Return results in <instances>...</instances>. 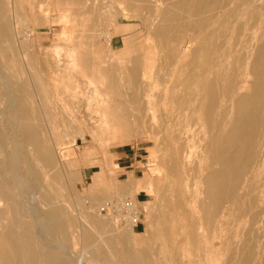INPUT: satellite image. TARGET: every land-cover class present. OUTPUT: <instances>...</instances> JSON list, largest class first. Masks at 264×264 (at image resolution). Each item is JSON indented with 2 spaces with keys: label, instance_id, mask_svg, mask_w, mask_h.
<instances>
[{
  "label": "rangeland",
  "instance_id": "rangeland-1",
  "mask_svg": "<svg viewBox=\"0 0 264 264\" xmlns=\"http://www.w3.org/2000/svg\"><path fill=\"white\" fill-rule=\"evenodd\" d=\"M5 1L9 5L8 9L11 11L10 12L7 9L8 12H6V15L8 17V20L11 16L9 22H10V27L12 29L11 30L12 32H11L10 40L8 42L7 41L6 42L1 41V45L4 46L5 52H7L9 55L4 52V56H1L3 60L0 57V76H2V77H0V139L4 136L5 150L7 151L9 156H7V154L5 152H3L1 147H0V161L2 160L1 163H4V162H5V164L8 163L6 165L7 170L10 171V174H12L9 177H12V176L14 177V178H12V179H14L12 184L16 188L15 193H14L16 198H14V199L17 200V201H15V200L11 201L12 202L10 204L11 206H10V208L8 207V210L11 209L8 211V213L11 211L10 212L11 214H9V215L13 216V211H12L13 205L19 204L21 206V212L19 213V218H21V219L25 218L22 221L30 222L32 220L31 219L32 214H34V213H32L33 212L32 209H33L35 212V222L34 223H36L35 225L37 226L36 232L41 234L42 235V236L40 235L41 237H43V236L45 237V239H43V241L47 242L50 240L49 242H47L49 244L52 242V244H50V245L46 243L47 246H46V244H44V249L45 250H52L53 247L55 246L54 249L56 251L57 249L61 250L59 247V246H61V248H64L63 250L67 253V256H69V254L73 255L74 259H76L81 264H96V263L97 264H107L106 258L104 257L105 256L104 253H105L107 247L109 249L112 241L114 243H112V247L109 249V251L112 249V251H110V252H113L112 253L113 263L112 264H116V263L120 264V261H122V263H123L124 259H125L124 251L127 248L134 247V246L138 249H142V250L146 251L148 258L145 259L144 264H148V263L149 264L150 263H153V264H159V263L160 264H170L171 263L172 264V262H173V264H177V262H178V264L179 263L180 264H230L231 260H232L231 264H233L234 261H235L234 264H237L240 262L239 260L241 259L243 251H244V249H243L244 243L243 242L247 241V239H250V238L253 242H255L254 243L256 245V247L254 245L255 252L259 253V249L257 251V248H259L260 245L262 244L260 242V239L264 241V239H262V238H264V236H263L264 234L262 235V232L264 233V230H263L264 227H262V229L260 230V232H259L260 235L259 234L256 235V233L254 234L259 238L258 239L253 234H251V236H250V234L247 233L248 232V221L241 222V225H239L242 227L241 228V227L237 226V224L235 225V223H234L235 221L233 222L232 219L230 220L229 218H227L226 223H225L226 225L224 224L223 227L225 228V226L230 225L231 231L229 230V232H228L227 229H229V227L227 226L224 230L227 231L228 234L229 233L230 234L228 235L224 231V233L226 235L224 236V233H223V234H221L223 236H221L219 233L220 229L218 227V223L215 220L213 222L211 221L212 223L207 222L206 220L204 221L205 218L203 217V214H201V212L198 211V204H199L198 201L200 200L199 199L200 195L198 192H199L200 186L198 185V181H197L198 179L196 178V176L195 177L193 176L196 174H192V173H193V169H194V172H196L195 166H196V163L198 162L197 160H199L197 156L199 155L198 151H200V146L198 144H200L199 140L203 134L200 132L201 134L198 133V135H196L197 137L195 136V139H194L195 145H196L195 147H197L198 149L195 147L191 148L192 151L195 150L197 152L196 153L194 151V153H193L191 151L192 158L195 159L192 162V158H191L190 159L191 163L188 165V168H190V169L193 167L191 169L192 170V173H191L190 169H187V164L185 162L183 164L181 154L179 153L177 155V152H176V150H178L177 148H180L179 146L182 142V136L183 135H181L180 132H181V130L183 131L182 127L184 126V124H183V126H181L184 118H182V116H175V112H176V115L179 112L177 110L178 105L176 103H177L178 96H181L183 93L182 87L179 86L180 87L179 90H177L178 87H176V90H175L176 92L175 91L173 92L171 89H169L171 83L168 79V75L170 76V69L172 68V65L167 64V61H168L167 59H169L168 58V49L166 48V46L164 44H162L165 46V49L162 50V48H164V46H162V45L160 46L161 43H160V41L157 40V36L155 35L156 34L155 26H154V29H152L151 27L148 26L149 25V23H148V25H146L147 27L150 28V29H148L146 26L143 25L145 16H147V17L151 16L150 19H152V17L154 18V16H155L154 14L153 15L152 14L149 15L150 13L144 14L145 11H143V9H141V7H139L138 10L135 9L132 11L129 8V6H128V9H124L122 6H120L118 4L117 0H113L114 8L112 9L113 11L109 12L111 14H109V13H103L102 15L95 14V13H97V9H95L96 11L94 13L91 12L92 14L90 13V16H89L88 15L89 14L88 13L89 5L91 6V3H93V2L88 0L90 2V4L88 3V5H86L87 1L82 0V3L80 2L78 5H74V6L71 5L73 7V8H71L72 12L71 11H69L68 13L65 12L70 19L69 21L71 22V23H68L69 22L67 20L68 18L66 19V18L61 17V13H64V11H61V12L58 11L57 12V8H58V4L56 2L57 0H44V1L43 0H34V1L33 0H29V1L28 0H20L21 3H23L24 1L26 2V3L24 2V4L26 6L24 4H21L22 5L21 8L17 7L19 1L18 2H16V0H5ZM45 2H46V4H45ZM241 2L242 1L238 0L237 3L241 4ZM47 3H48V5H47ZM52 3L55 5H53ZM98 3L100 4V1L97 2V4H95L96 7H99ZM34 5L35 6L39 5V6L34 7ZM76 6H79V7L77 8ZM84 6H86V7H84ZM27 7H28V11H27ZM41 7L44 9L43 10L44 12L41 10L42 9ZM46 7L47 8L49 7L48 10L51 9V11H53V10L54 11L53 12L48 11V10H46ZM36 8H38V9H36ZM85 8H87V10ZM29 9L32 13L29 11ZM82 9L85 13L82 11ZM16 10H18V11H16ZM19 10H21V11H19ZM59 10H61L60 7H59ZM114 10H115V12H114ZM237 10L235 12V13H237V14H235L236 16L233 17V15H232V17L230 18V22H228V25H229L228 27H230L231 30L227 31L226 38L222 37L220 40V42L223 43L222 48L226 49V53L230 54V55L226 54V56H227L226 61H227V63H229L228 65H230L231 63L236 64V65L242 64L245 61V58H244L245 55L244 54L242 55V53H244L243 51H245V52L246 51H250V52L253 51L254 52L257 45H259V43H260L259 37L261 36V33H262V28H260V26H263V25L262 24L260 25V23H259V15L260 14H259V12L257 13L258 8H257V10L254 9L253 13L248 12V14H246L244 16L238 15L241 11L240 7L237 8ZM75 11H77V12H75ZM80 11H82V12H80ZM138 11L139 12L141 11V12L138 13ZM55 12H57V13L55 14ZM13 14L15 16L14 17L15 20L13 19ZM252 14H253V16H252ZM95 15H97V16H95ZM18 17L21 19L23 18V19L21 21H19ZM77 17L79 18V21H78ZM236 17H238V18H236ZM111 18H112V20H108ZM74 19L76 21H74V23H73ZM85 19H87V21L83 22L82 20H85ZM115 20H117V21H115ZM231 20H232V22H231ZM13 21L17 25L11 23ZM17 21L20 22L21 26ZM80 21H82L83 24L80 23ZM96 22L97 23L99 22V25H97V24L95 25L94 23H96ZM140 22L143 24H141ZM148 22H150V21H148ZM22 23H23V25H22ZM104 23H106L105 24L106 26H103ZM79 24H81V27ZM253 24H254V26H253ZM140 25H142V26H140ZM249 25L251 26V28ZM248 26H249V29H246L245 27H248ZM15 27L18 30L15 29ZM94 27H97V28H94ZM85 28H86V30H85ZM87 28H89V30L91 32ZM98 28H100V32H99ZM95 29L98 31L95 32ZM153 31H155V32H153ZM13 32H15V35ZM106 32L111 34V45H109V43L106 42L107 41V38H106L107 33ZM243 32H245V34H243ZM250 32H252V33L250 34ZM17 33H19V34H17ZM133 33H134V35H133ZM88 34H89V36H88ZM99 34H100V36H98ZM246 34H248V35H246ZM85 36H87L88 39ZM91 36H93V38H91ZM131 36L133 39L131 38ZM103 37H105V38H103ZM152 37H153V39H152ZM17 38L19 41H17ZM74 38H75V40H74ZM89 38H91L92 40ZM254 38H258V40L255 41V40H253ZM79 39L81 41H79ZM135 39H137V40H135ZM14 40H16L18 43L16 41L14 42ZM89 40H91V41H89ZM247 41H249V42H247ZM224 42H226V43H224ZM3 43H5V44L3 45ZM83 43H84V46H82ZM155 43L159 47H157ZM17 44H18V46H17ZM187 44L189 46H187ZM190 44L191 43H188V41H186V43H183L180 46V50H184L185 48H189ZM195 44L197 45V43H195ZM195 44L191 46V47H193V48H191V52H190L191 54L193 53V49L196 48ZM245 46H246V48H245ZM249 46H251V47H249ZM8 47H9V49H8ZM55 47H57L58 49H54ZM91 47H92V49H91ZM243 47H244V49H242ZM237 48H239V49H237ZM248 48L250 50H248ZM52 49H53V51H52ZM236 49H237V51H236ZM90 50L93 52L92 53L88 52ZM161 50H162V52H159ZM165 50H166V52H165L166 55L164 53V55H165V57H164L163 52ZM233 50L235 51L234 53H233ZM72 51H74V54H75L74 58L79 59L78 61L80 63L83 62L82 60L85 61L86 59H87L88 63L89 62L91 63V65L89 64V67L87 66L88 67L87 74H88V71L91 72V73H89L90 76L88 75V77H90V78H88L86 76L87 74L80 73L78 69L71 70V72H70V69H69L70 67L68 66V64H69L70 60L72 59V56H71ZM82 51L84 53H82ZM9 52H11V53H9ZM80 52L82 54H80ZM57 53H60V54H57ZM28 54H29V56H28ZM90 54H92L93 58H91ZM191 54H189L187 57H185L183 60H181V62H184L187 58L188 59L185 62H187L189 59L191 60ZM84 55L86 57H84ZM157 55H158V57H157ZM11 56H12V58L15 56V58L19 62V66L21 65V67H22V68H20L18 66V68L16 69L18 74L15 71V69L11 68L10 65L8 66L9 63L7 61H9V58H11ZM111 56H113L114 59ZM28 57L31 58V60H33V61L32 62H31V60L29 61ZM241 57L244 58L243 59L244 61L242 60ZM20 58H22L21 59L22 61L20 60ZM106 59H109V60H106ZM112 59H113V61H112ZM195 59L198 60L197 58H195ZM67 60H69V62ZM97 60H100V61H98L99 64H98ZM20 61L22 64L20 63ZM103 61H105V62H103ZM238 61H239V63H238ZM50 62L52 63L51 65L48 64ZM107 62H109L110 64ZM100 63H102V66ZM122 63H124L126 65V67L124 66V64L122 67V65H121ZM97 64L102 68L110 66V65L113 67V69H114V67L115 68L118 67V69H114V70H116V72H115L116 73V75H115L116 81H118L119 83L120 82L122 83L126 80L125 82L127 84L126 85L125 83H122L123 86L125 87V89H124V87L122 88V86H121L122 89H120V91L121 92L123 91L122 94L120 91L116 92L113 89H110L108 87V79L102 76L103 74H102V72H100V69H99V71L97 70L99 68L96 66ZM156 64H157V66H156ZM27 65H29L30 68ZM65 65H67L66 70L64 67ZM93 65H95V66H93ZM145 65L149 67V72L145 75V77H143V74L140 72L142 71V69L144 68ZM162 65H163V67H162ZM134 66L137 69L139 68L138 69L139 75L137 76V78H139V79L134 80L136 88H135V90H131L128 88L129 84L127 83V78H125L126 77L125 75H126V71L128 69L130 70ZM6 67H9V68H6ZM90 67L92 69L95 67V70L90 69ZM124 67H125V69H124ZM19 68L23 69L24 71L21 72V70ZM126 68H128V69H126ZM140 68H142V69H140ZM160 68H162V69L164 68L163 71H162V69L160 70ZM9 69H11V71H13V72H11ZM33 69H34L35 75H38L37 73H39V71L41 72L40 73L41 75H38V76L39 77L42 76V77H40V79L43 81V83H45L44 84L45 87L49 90L44 89L45 90V91L43 90L44 92L41 90H40V92H39V90L37 91L38 88L34 82V74L32 73ZM61 69L63 72L61 71ZM120 71H122L121 74H120ZM66 72H67V74H69V72H70V76L67 75ZM76 72L79 75L81 74V76L83 75L82 77H84V78H81V76H78V74ZM55 73L57 75H55ZM166 73H168V75ZM21 74H23V75L21 76ZM165 74L167 75V77H165L166 76ZM178 74H180V73L178 72ZM43 75H44V77H43ZM95 76H97V78ZM120 76H122V77H120ZM162 76H164L165 78ZM140 77L143 78V80ZM67 78H69V79H67ZM31 79H33V80H31ZM44 79H45V82H44ZM75 79L76 80L78 79L81 82L78 80L76 81ZM86 79H87V81H86ZM106 79H107V82H106ZM145 79H146V81H145ZM163 79H165L167 81H165ZM90 80H92L94 84H92V83L90 84ZM100 80H101V83H99ZM102 80H103V82H102ZM137 80H138V82H137ZM147 80H149V81H147ZM29 81H31V82H29ZM95 81H97L99 84L96 83ZM104 81L107 84L104 83ZM70 82L71 83L73 82V83L71 84ZM77 82H78V84H77ZM87 82H89V83H87ZM164 82H166V83H164ZM85 83H87V85ZM155 83H157V84L155 85ZM26 84L28 86L27 89H25ZM29 84L30 85L32 84V85L29 86ZM47 84H48V86H46ZM70 84H71V86H70ZM100 84H102V85H100ZM103 84H104V86H103ZM82 85H86L87 87L82 86ZM141 85H142V87H141ZM166 85H167V87H165ZM152 86L156 89V91ZM98 87L102 88L101 89L102 92H101V94L99 93V95H98V92L100 91V88H98ZM105 87H106V89H104ZM138 87L140 89H137ZM141 88H145L143 93L141 92V90H142ZM23 89H25V90H23ZM79 89H80V93H79ZM123 89L125 91L127 90L126 91L127 93ZM153 89H154V92H153ZM32 90L34 92H36V93H34V95H33ZM50 90H53L54 93ZM128 90L129 91L131 90L130 92L133 94V96H130V95H132L131 93H130V95H127V94H129ZM136 90H137V92H139L138 93V95L140 94L139 96L136 95L137 93L134 92ZM138 90H140V91H138ZM149 91L151 93H154V94H152V95L151 94H148V95L145 94V93H150ZM158 91L160 92L159 93L160 95L158 94ZM161 91H162V94H161ZM21 92H22V94H21ZM172 92L175 95H173ZM78 93H79V96H78ZM90 93H92L91 96H90ZM20 94H21V96L23 95V97L26 100H24L23 97L19 96ZM31 94L33 96H31ZM42 94H43V96H42ZM45 94H46V97H44ZM70 94H71V96H70ZM105 94H107L108 96ZM134 94H135V96H134ZM141 94H142V96H141ZM164 94H166V95H164ZM26 95H29V97L32 99V103H30L31 100L28 96L26 97ZM48 95H50L52 97V98H50L52 100L49 101L48 97H50V96H48ZM104 95L106 98L107 97L109 98V96H110V98L112 97L111 99L110 98L109 99L107 98V99L109 100V102H111L113 104L110 103L108 105L109 102L104 97ZM112 95H114V96H112ZM18 96L21 97L23 100L21 101V99ZM40 96H41V98L44 97L45 100H42L40 98ZM97 96H98V98L99 97H101V98L98 99ZM102 96L106 99V101ZM140 96L142 98L145 96L144 98H146V99H144V98L141 99ZM157 96H159V97L161 96V97L158 98ZM126 97H127V99H126ZM132 97H134V99H137V100L134 101V99ZM135 97H139L140 100H139V98H135ZM148 97H149V99H148ZM46 98H48V103H45ZM116 98H118L117 99L118 101L116 100ZM124 98L128 101L124 100ZM129 98L132 99L134 102L132 100H129ZM14 99H15V101H14ZM100 99H101V101H100ZM150 99H151V102H150ZM155 99H158V100H155ZM159 100H161V101H159ZM174 100H176V101L174 102ZM138 101H140V102H138ZM18 102L19 103L23 102L25 105V108L31 107V106H29L30 104L31 105L33 104L34 106L32 105V107L29 108V110H27L28 109L27 108L26 110L28 112H26V110L24 109V111H23L24 113L21 114V113L17 112L18 111L17 109L19 107ZM35 102L37 103L38 106L35 105L36 104ZM38 102H40V104L41 103L42 104L39 105ZM101 102H102V104H101ZM136 102H137V105H135ZM172 102L175 104L172 105ZM61 103H62L63 107L60 106ZM131 103L135 107L138 106L137 108H135L133 106L134 111L131 110L133 108L132 105H130ZM138 103H140V105ZM164 103H165V106H164ZM44 104L45 105L47 104V105L45 106ZM141 105L146 107L144 109V111H143V109H142L143 107ZM54 106H56L55 109L52 108ZM99 106H101V107H99ZM104 106L106 108H104ZM110 106H111V108H110ZM126 106H127V108H126ZM168 106L169 107L172 106V108L170 107L168 109L167 108ZM116 107L117 108L120 107V108L117 109ZM139 107H140V110L142 111V114H141V111L138 110ZM61 108H64L63 109L64 111ZM159 108H161L160 111H159ZM175 108H176V110H175ZM44 109H47L48 113ZM106 109L108 110V113L118 111V113L123 114L122 116H124L123 117L124 119L123 118L120 119V124H119V121L118 122L116 121L114 123H118V124L113 126V127H117L116 129H118L119 132L115 128L111 127L113 125V122H112V125H109V126H106L102 123L101 117H100V115H101L100 112H102ZM109 109H113V110H109ZM115 109H116V111H115ZM39 110L41 112H39ZM42 110H43V114H42ZM120 110H121V112H119ZM135 110H136V112H135ZM171 110H172V112H171ZM29 111H31V113ZM123 111H125V112H123ZM155 111H158V112L154 113ZM75 112H77V113H75ZM161 112H163V113H161ZM17 113H19L20 115H18ZM56 114L58 116L61 115V117L59 116V119H58V116H57L55 119ZM132 114H134V115H132ZM136 114H137V116H136ZM148 114H150V117H151L150 119L148 117ZM160 114H161V116H160ZM166 114H168V115H166ZM29 115H31V117ZM173 115L175 117H178L177 118L178 121L182 119L181 124H180V121L178 122L179 126H178V124H176L177 121H175L176 118ZM17 116H25L26 117L25 123H29V125L32 124L31 127H33L35 129V131L37 132L38 138H39V146H40L39 151L31 143H20L19 142L17 144V146H15V144H14L15 132H13L14 131L13 125H15L14 119L15 118L17 119ZM32 116H33V118H32ZM158 116H159V118L160 117L161 118L159 119ZM28 117H30L29 120L27 119ZM162 117L164 118V121L161 122ZM192 117L187 119V121L188 120L190 121L192 119L190 121V123H193V122L198 123V121L195 120L196 118H194L195 116H192ZM71 118L73 120H71ZM7 119H8V121H6ZM31 119H32V121H31ZM137 119H138V122H136ZM170 119H171V121H170ZM129 120L131 121V123ZM133 120H134V122H133ZM53 121H55V122H53ZM185 121L186 120L184 119V122ZM168 122L170 124H172L173 128H175V129L170 127L171 126L170 124H169L170 126H168ZM173 122H176L175 126H174ZM80 123L82 125H79ZM166 123H167V126H166ZM34 124H36V125H34ZM119 125H120V128H122V129L118 128ZM138 125H139V127H138ZM9 126L11 127V129H9L10 128ZM38 126H39V128H38ZM165 126H166V128H165ZM104 127H105V130H102V129H104ZM123 127H125V128H123ZM133 127H135V129ZM136 127L139 128L140 130L136 129ZM140 127H142V128H140ZM110 128H112L113 131L116 130V133H118L119 136L116 134L115 135L111 134V133H113V131ZM176 128L178 129V131H179V129H181L180 132H178ZM80 129L82 132L80 131ZM84 129L86 130L85 132H84ZM157 129H159V130H157ZM170 129L171 130L173 129L174 132H176V134L173 132V130L171 131ZM124 130H125V133L127 135L124 132H122ZM141 130H142V132L140 133ZM147 130L150 134L147 132ZM168 130H170L169 131V132H171L170 134H169ZM197 130H199V129L197 128ZM104 131L106 133L108 131L109 133L106 134ZM133 131H134V133H133ZM137 132L139 133V135ZM144 132H145V134H144ZM151 132H152V134H151ZM172 132H173V134H172ZM44 133H46V134H44ZM121 133L123 134V136ZM179 133H180V135H179ZM109 134L112 135V137ZM47 135L50 138L49 137L45 138V137H47ZM82 135H83V138H82ZM113 136H114V139H113ZM164 136L166 139L164 138ZM180 136H181V139H179ZM160 137H162V138H160ZM167 138H169V139L172 138V140H174L173 141L174 143L172 144V141H170L171 139L167 140ZM41 139L45 140L46 142L45 141L42 142ZM50 139H51V141H50ZM82 139H84V140L82 141ZM10 140L13 142V145H12V142ZM52 140L54 141V143ZM176 140L179 141L178 142L179 144H177ZM47 141L50 145L47 144ZM43 143L45 146L43 145ZM158 143H160V144H158ZM164 144H166V146ZM174 144H177L178 146L177 145L174 146ZM27 145H29V147ZM13 146H15V148H16L15 150L18 151L16 154H15L16 151L13 152L14 151V149H12ZM154 146H156L157 148ZM164 146H165V148H164ZM35 150H36V152H35ZM158 151H160V152L158 153ZM167 151H168V153H167ZM174 152H176L175 153L176 156H175ZM10 153H12V154H10ZM46 153L51 154L53 156V159L56 162V164L60 165L59 169L61 168L60 172L62 173V175L59 174V176L61 175L60 177L62 179L60 177L59 178L58 177L53 178L51 175V170L46 166L40 165L41 163L39 162L38 157L40 154H46ZM166 153H167V155H166ZM195 153H196V156H195ZM170 154H172V155H170ZM162 155H164V156H162ZM11 156H12V158H11ZM165 156L168 159L165 160ZM17 158H20V159H17ZM171 158H172V160H171ZM11 160H12V163L14 162L13 164L11 163ZM15 160H16V162H15ZM167 160H168V163H167ZM173 160H176V163H175V161L173 162ZM180 160H181V162H179ZM17 161H19L18 162L19 165L15 164V163H17ZM164 161H165V163H164ZM25 162H26V164H25ZM171 163H173L172 165L174 167L171 165ZM36 164H37L38 168L36 167ZM166 164L168 166H166ZM10 165H12V166L14 165V167H12ZM170 165L173 168L169 167ZM178 165H179V168H177ZM29 168H30V170L32 168L35 172H37V174L40 173V174H38L40 176V178H39L40 181L38 183L39 185H37V187L38 186H40V187H38L39 189H37V187H36V189L39 193H41V194L43 193L44 195H47L48 197H50L49 199L52 202V204L56 208H58L57 210H58L59 216H60V218H61V220L65 226L64 234H60V233L54 231L53 228L51 227V225L47 224L44 221V219L40 217L41 215L39 214L40 211L38 209V206L36 204H34V206H33V204L30 203V200H28L27 198H23V197H25V195H24L25 193H23L24 190H22L23 188H21L20 185L19 186L16 185L17 182L15 181V177L17 175V176H19V178L18 177L17 178L19 179V182L22 184V187H23L24 180L26 181L29 178V173H30ZM102 168H103V170L105 169L104 170L105 173H104V171H102ZM170 168H172V169H170ZM100 169H101V171H100ZM11 170H12V172H11ZM17 170H18V172H17ZM13 171L16 175L15 174L13 175ZM173 171L177 172V173L175 172V176H173V174H174ZM96 174L99 176H97ZM105 174L108 176H105ZM20 175H22V176H20ZM186 176H188V177H186ZM20 177H22L21 180H20ZM94 177H96V178L94 179ZM191 177H193L194 180L193 179L190 180ZM44 178H46V179H44ZM180 178H183V179H180ZM107 179H108V181L106 182ZM189 180H190V182H189ZM103 181H105V182H103ZM44 182H46V184ZM179 182L181 184L183 183L182 186H180V187H179V184H180ZM40 183H42L43 186ZM190 185L191 186L193 185L192 186L193 190H192ZM44 186L45 187L47 186V188L45 189L46 192L43 190L45 188ZM41 187H43V189ZM174 187H175V189H174ZM194 187H196V188H194ZM197 188H198V190H197ZM154 189H155V191H154ZM194 189H195L196 193L194 192ZM118 190H119V192L117 193ZM41 191H43V192H41ZM186 191H188V192H186ZM116 193L118 194V196ZM175 194L177 196H175ZM17 195H18V197H17ZM122 195L124 197L129 196L133 202L135 200L134 203H136L135 205H136V207H138L137 212H138L139 217L134 222V227L131 226V223L128 220L130 218V216L132 215V213H130L131 211L130 212L127 211L126 210L127 207L123 208L124 206L122 204V200L118 199V197L120 198ZM174 196H175V198H174ZM192 196H193V198L194 197L195 198L193 199ZM123 198H121V199H123ZM176 198H178V199H176ZM197 198H198V200H197ZM174 199L176 202L174 201ZM119 202L123 207L120 206ZM177 202H178V204L180 203L179 206H178ZM183 206H184V208H183ZM179 207H180V209H179ZM0 208H4L3 201H0ZM175 208H176V210H175ZM185 208L187 209L186 213H185V211H186ZM178 209L180 212L178 211ZM191 209H192V211H191ZM129 210H130V208H129ZM92 212H94V213L92 214ZM178 212H179V214H178ZM14 213H15V211H14ZM128 213H130L129 214L130 216L128 215ZM192 213H193V215H192ZM117 214L118 215L120 214V216L117 217L118 216ZM162 214H163V216H162ZM28 215H29V218H28ZM87 215H88V217H87ZM92 215H94V218L97 217L101 221H103V223H104L103 228H99L98 226H96V224L92 221L93 220ZM188 216H191V217H189V219H188L187 218ZM8 217H10V216H8ZM78 217H79V219H78ZM116 217H117V219H116ZM160 217L161 218L163 217V218L161 219ZM178 217L179 218L181 217V218L179 219ZM124 218H126V219H124ZM195 218H196V220H195ZM29 219H31V220H29ZM86 219H87V221H86ZM89 219H90V221H89ZM177 219H179V220H177ZM228 221H230V223H232L233 226L235 225V227H233ZM2 222H3V220L0 218V228H1L0 230H2V232H3L4 229H2V227H3ZM84 222H87V223L85 225H83ZM192 222L195 223L194 224L195 228H196L195 233L197 234L196 235L197 238H194L192 240L197 241L196 245L194 244L195 241L193 242L191 240V238L188 237V234H185L189 230L190 224ZM42 223H43V225H42ZM185 223L187 225L189 224L188 226H186V228H188V230H186V228H185V225H186ZM200 223H201V225H200ZM215 223H216V225H215ZM128 224L130 226L129 229H128ZM88 225H89V227H88ZM160 225H161V227H160ZM90 226L94 229V231H93V229H91ZM131 227L133 228V230H131ZM215 227H218V228H215ZM83 228L87 229V230L90 228V232L93 233L92 238L88 241L87 244L83 243V241H82L81 236L83 234V230H84ZM96 228H98L97 231H96ZM231 228L233 230H235L237 228L236 230L239 232V233L237 232V238L236 237L233 238V230ZM2 232L0 231V233H2ZM96 232H97V235L95 234ZM100 232L102 234H100ZM123 232L126 234H124ZM241 232H243L242 235H241ZM209 233H211V234H209ZM98 234L100 235L99 238L101 239V241H100V239H98V236H99ZM102 235H104V236H102ZM124 235H126L128 237V239ZM245 235H249L248 238ZM49 236H50V238H49ZM199 236L201 239L199 238ZM241 236L242 237L245 236V237L241 238ZM124 237L126 240H124ZM155 237H156V239H155ZM225 237H229L230 240L228 239V243L229 242L232 243V241H233L232 246L235 244V245H237L238 249H236L237 248L236 246H233L235 248L234 249L230 243H229L230 247L228 246L229 248H226V249L221 248V246H220L221 245L220 242H222L221 238H223L222 243H225L226 242ZM178 238L183 243L181 241H177ZM218 238H220V239H218ZM256 238H257V240H259L258 242L261 244L256 242L257 241ZM115 239L117 242L115 241ZM117 239H119V240H117ZM129 239L132 242V244L130 243ZM166 239H167V241H166ZM206 239H208V242L206 241ZM240 239H243L244 241L242 242V240H240ZM37 240L40 241L41 239L39 240V237H38ZM102 240H103V242H105L106 245L102 242ZM109 240H110V242H109ZM216 240H218V241H216ZM236 241L238 242V244ZM127 242H129V243H127ZM145 242H146V247L144 245ZM190 242H192L194 244V246ZM213 242H214V246H213ZM149 243H151V245ZM256 243H258L259 246ZM103 244L105 245V247ZM149 245L151 246V253H152V249H153V252H155L158 256H156L155 253H153V254L150 253L151 256H150V254H148L150 252V246ZM263 245H264V242L261 245L260 254H256L254 252V254H255L254 260L255 261H256L257 257H259V259H260V255H262L261 257L263 259L262 258H261V260L257 259V261L260 264L264 263V255H263L264 252H262V249L264 251V247H262ZM147 246H149L148 247L149 250L146 249ZM200 246H202V248H201L202 250L200 249L201 251L199 250ZM47 247H49V248H47ZM92 247L94 249H92ZM191 247L193 250L191 249ZM240 247H242V249ZM232 248H233V251H232ZM54 249H53V251H54ZM120 249L122 251H120ZM217 249L219 250L220 253H218ZM237 250H239L238 253H237ZM90 251H92V253ZM96 251H98V252H96ZM117 251H118V253H117ZM240 251H242V252H240ZM88 252H90V253H88ZM223 252H224V255H223ZM82 253H84V254H82ZM121 253L124 255V257ZM225 253H227V254H225ZM228 253L231 256H227V255H229ZM102 254L104 256H102ZM117 254H119V255H117ZM235 254H237L238 258H236ZM240 254H241V256H238ZM85 255H87V256H85ZM92 256H93L94 260H93ZM103 257L105 258V260ZM116 257H118L120 260ZM173 257L177 260H175ZM225 257H227V258H225ZM232 257H233V259H232ZM78 258H80V259H78ZM228 259H229V261H228ZM156 260L157 261L159 260V261L157 262ZM166 260H167V262H166ZM211 260H212V262H211ZM237 260H238V262H237ZM257 261L255 262L256 264L258 263ZM114 262H116V263H114Z\"/></svg>",
  "mask_w": 264,
  "mask_h": 264
},
{
  "label": "bare ground",
  "instance_id": "bare-ground-1",
  "mask_svg": "<svg viewBox=\"0 0 264 264\" xmlns=\"http://www.w3.org/2000/svg\"><path fill=\"white\" fill-rule=\"evenodd\" d=\"M18 5L17 7L18 8H21V4H24L20 2V0H16V2H18ZM29 1V0H28ZM34 1V0H33ZM44 1V0H43ZM87 1L86 2V5H88V3L90 4L89 1H92L93 3H91V6L89 5V9H88V15L90 16V13L91 12H95L97 9V13L95 14H99V15H102L103 13H109L110 11H113L112 9L114 8V4H113V0H99L100 1V4H99V7H96L95 4H97V2H99L98 0H85ZM118 1V4L120 6H122L124 9H128V6L129 8L132 10H138L139 7H141V9H143L144 14L145 13H150L149 15H155L154 18L152 17V19H150L151 16H145L144 18V26L148 25L149 23V27H151L152 29H154V26L156 28V36H157V40L160 41V46L162 44H164L166 46V48L168 49V58L167 59V64L169 65H172V68L170 69V76L168 75V73H166L168 75V79L171 83L169 89H171L173 92L176 90V87H178L177 90H179V86L182 87V95L181 96H178V99H177V105H178V114L176 115V112H175V116H182V118H184L186 121V123L184 122V119H183V122L181 120L180 121V124L182 122V125L184 124V126L182 127L183 128V131L181 129H177L178 132H180L181 130V135L182 136V142L180 144V148H177L178 150H176L177 152V155L180 153L181 154V157H182V162L184 164V162L187 164V169H190L188 168V165L191 163L190 159L192 158V153H191V148L192 147H195V136L198 135V133H202V137L200 138V144H198L200 146V151H198L199 155L197 156L199 160H197L198 162L196 163V172H194V169H193V173H192V168L190 169V172L192 174H196V175H193L194 177L196 176V178L198 179V185L200 186L199 187V204H198V211L201 212V214H203V217L205 218L204 221L206 220L207 222H213L214 220L218 223V227L220 229L219 233L220 235L224 233V229L228 226H225V228L223 227V225L226 223V219L229 218L230 220L232 219V221L235 223V225L237 224V226L241 225V222L243 221H248V232L251 236V234H259L260 235V230L262 229V227H264V0H240L242 1L241 4H238V0H117ZM14 2V1H13ZM42 2V1H41ZM57 4H58V8H57V12H61V11H64V13H61V17L63 18H68L67 20L69 21V17L68 15L65 13V12H69L71 11V8H73L72 6L74 5H78L80 2L82 3V0H57L56 1ZM26 3V2H25ZM43 3V2H42ZM55 3V2H54ZM84 3V2H83ZM115 3V2H114ZM29 4V3H28ZM31 4V3H30ZM35 4V3H34ZM46 4V2H45ZM44 4V5H45ZM53 4V3H52ZM25 5V4H24ZM32 5V4H31ZM48 5V3H47ZM55 5V4H53ZM72 5V6H71ZM84 5V4H83ZM26 6V5H25ZM39 6V5H37ZM34 5V7H37ZM43 6V5H42ZM59 7L61 10H59ZM77 8L79 6H76ZM86 7V6H84ZM118 7V6H117ZM240 7V13L238 15H241V16H244L246 14L249 13H253L254 9L257 10L258 8V11L257 13L259 12V23L260 25L262 24L263 26H260V28H262V33H261V36L259 37L260 39V43L259 45H257L255 51L253 52H250V51H243L244 53H242V55L244 54V58H245V61L243 60L244 58H242V60L244 61L242 64H230L228 65L229 63H227L226 61V54L230 55L229 53H226V49L222 48V42H220L221 38L222 37H225L226 38V33L227 31L231 30L230 27H228V22H230V18L234 16H236L235 13L237 8ZM9 5L6 3L5 0H0V57L1 56H4V52H5V49H4V46L1 45V41H9L10 40V37H11V27H10V18L8 20V17L6 15V12L10 11L9 9ZM42 8V7H41ZM45 8V7H44ZM49 8V7H48ZM48 8L46 7V10H48ZM56 8V7H55ZM8 9V11H7ZM15 9V8H14ZM38 9V8H36ZM87 10V8H85ZM118 9V8H117ZM42 11L44 10L43 8L41 9ZM81 10V9H80ZM18 11V10H16ZM21 11V10H19ZM27 11H28V7H27ZM30 11V9H29ZM48 11H51L48 10ZM54 11V10H53ZM51 11V12H53ZM56 11V10H55ZM78 11V10H77ZM75 11V12H77ZM83 11V9H82ZM80 11V12H82ZM102 11V12H101ZM238 11V10H237ZM11 12V11H10ZM31 12V11H30ZM40 12V11H39ZM44 12V11H43ZM55 12V14L57 13ZM72 12V11H71ZM84 12V11H83ZM99 12V13H98ZM115 12V10H114ZM135 12V11H134ZM141 12V11H140ZM138 11V13H140ZM239 12V11H238ZM256 12V11H255ZM13 13V12H12ZM32 13V12H31ZM42 13V12H41ZM85 13V12H84ZM83 13V14H84ZM8 14V13H7ZM11 14V13H10ZM22 14V13H21ZM52 14V13H51ZM50 14V15H51ZM92 14V13H91ZM111 14V13H109ZM143 14V15H144ZM256 14V13H255ZM12 15V14H11ZM43 15V14H42ZM49 15V14H48ZM85 15V14H84ZM139 15V14H138ZM9 16V15H8ZM34 16V15H33ZM45 16V15H44ZM67 16V17H66ZM97 16V15H95ZM113 16V15H112ZM253 16V14H252ZM14 14H13V19L15 20L14 18ZM49 17V16H48ZM76 17V16H75ZM132 17V16H131ZM248 17V16H247ZM19 18V17H18ZM59 18V17H58ZM71 18V17H70ZM78 18V17H77ZM85 18V17H84ZM83 18V19H84ZM92 18V17H91ZM95 18V17H94ZM107 18V17H106ZM105 18V19H106ZM109 18V17H108ZM135 18V17H134ZM238 18V17H236ZM252 18V17H251ZM254 18V17H253ZM23 19V18H22ZM21 18H19L18 20L21 21L22 20ZM26 19V18H25ZM45 19V18H44ZM72 19V18H71ZM99 19V18H98ZM12 20V19H11ZM30 20V19H29ZM32 20V19H31ZM34 20V19H33ZM108 20H112L111 19H108ZM143 20V19H142ZM248 20V19H247ZM246 20V21H247ZM256 20V19H255ZM35 21V20H34ZM74 21H76L75 19L73 20V23ZM78 21H79V18H78ZM83 22L84 21H87V19L85 20H82ZM80 21V23L83 24V22ZM117 21V20H115ZM150 21V22H148ZM18 22V21H17ZM44 22V21H43ZM89 22V21H88ZM91 22V21H90ZM232 22V20H231ZM13 24H16L14 21L11 22ZM20 24V22H18ZM37 23V22H36ZM68 23H71L70 21ZM109 23V22H108ZM118 23V22H117ZM18 24V25H19ZM34 24V23H33ZM93 24V23H92ZM95 25H99V22L97 23H94ZM93 24V25H94ZM106 23L103 24V26H106L105 25ZM116 24V23H115ZM17 25V24H16ZM23 25V23H22ZM38 25V24H37ZM78 25V24H77ZM80 27H81V24H79ZM92 25V26H93ZM256 25V24H255ZM21 26V24H20ZM35 26V25H34ZM39 26V25H38ZM142 26V25H140ZM244 26V25H243ZM250 26V25H249ZM249 26L248 27H245L246 29H249ZM254 26V24H253ZM252 26V27H253ZM13 27V26H12ZM18 27V26H17ZM79 27V26H78ZM99 27V26H98ZM147 27V26H146ZM149 27H147L148 29H150ZM256 27V26H255ZM19 28V27H18ZM25 28V27H24ZM92 28V27H91ZM94 28H97V27H94ZM107 28V27H106ZM144 28V27H143ZM142 28V29H143ZM232 28V27H231ZM251 28V26H250ZM15 29H17L15 27ZM23 29V28H22ZM89 30V28H87ZM99 29V32H100V28ZM105 29V28H104ZM147 29V30H148ZM257 29V28H256ZM18 30V29H17ZM16 30V31H17ZM84 30V29H83ZM86 30V28H85ZM103 30V29H102ZM106 30V29H105ZM104 30V31H105ZM139 30V29H138ZM80 31V30H79ZM90 31V30H89ZM93 31V30H92ZM98 31L95 29V32ZM107 31V30H106ZM134 31V30H133ZM132 31V32H133ZM153 31V32H155ZM233 31V30H232ZM249 31V30H248ZM251 31V30H250ZM75 32V31H74ZM85 32V31H84ZM91 32V31H90ZM94 32V33H95ZM103 32V31H102ZM146 32V31H145ZM254 32V31H253ZM14 35H15V32H13ZM107 33V32H106ZM151 33V32H150ZM252 32H250L251 34ZM19 34V33H17ZM83 34V33H82ZM91 34V33H90ZM97 34V33H96ZM95 34V35H96ZM235 34V33H234ZM243 34H245V32H243ZM24 35V34H23ZM93 35V34H92ZM134 35V33H133ZM248 35V34H246ZM19 36V35H18ZM26 36V35H25ZM89 36V34H88ZM97 36V35H96ZM100 36V34L98 35ZM153 36V35H152ZM240 36V35H239ZM238 36V37H239ZM254 36V35H253ZM75 37V36H74ZM79 37V36H78ZM77 37V38H78ZM87 38V36H85ZM135 37V36H134ZM76 38V37H75ZM74 38V40H75ZM85 38V39H86ZM91 38H93V36H91ZM89 38V39H91ZM105 38V37H103ZM107 41L109 43V45H111V34L110 33H107ZM132 38V36H131ZM250 38V37H249ZM252 38V37H251ZM88 39V38H87ZM133 39V38H132ZM153 39V37H152ZM25 40V39H24ZM78 40V39H77ZM92 40V39H91ZM89 40V41H91ZM131 40V39H130ZM137 40V39H135ZM156 40V41H157ZM253 40H258V38H254ZM16 40H14L15 42ZM17 41L18 38H17ZM16 41V42H17ZM79 41H81L79 39ZM154 41V40H153ZM186 41H188V43H191L190 44V47L189 48H185L184 50H180V46L183 44V43H186ZM77 42V41H76ZM229 42V41H228ZM241 42V41H240ZM249 42V41H247ZM18 43V42H17ZM107 43V44H108ZM159 43V42H158ZM197 43V45L195 44ZM226 43V42H224ZM5 43H3L4 45ZM156 44V43H155ZM196 45V48L193 49V55L190 53L191 52V47L192 45ZM245 44V43H244ZM250 44V43H249ZM255 44V43H254ZM257 44V43H256ZM159 45V44H158ZM162 45V46H164ZM18 46V44H17ZM84 46V43L83 45ZM108 46V45H107ZM157 46V44H156ZM165 46L164 48H162V50L165 49ZM185 46V45H184ZM187 46H189L187 44ZM244 46V45H243ZM20 47V46H19ZM76 47V46H75ZM109 47V46H108ZM159 47V46H157ZM238 47V46H237ZM251 47V46H249ZM77 48V47H76ZM212 48V49H211ZM227 48V47H226ZM246 48V46H245ZM7 49V48H6ZM9 49V47H8ZM54 49H58L57 47H55ZM70 49V48H69ZM92 49V47H91ZM97 49V48H96ZM109 49V48H108ZM160 49V48H159ZM239 49V48H237ZM236 49V51H237ZM244 49V47L242 48ZM18 50V49H17ZM16 50V51H17ZM21 50V49H20ZM25 50V49H24ZM113 50V49H112ZM159 51V52H162ZM235 50V49H234ZM233 50V53L235 52ZM248 50H250L248 48ZM10 51V50H9ZM39 51V50H38ZM53 51V49H52ZM95 51V50H94ZM158 51V50H157ZM26 52V51H25ZM59 52V51H58ZM87 52V51H86ZM90 53H92L93 51H88ZM166 52V50L163 52V55L164 53ZM242 52V51H241ZM7 53V52H5ZM11 53V52H9ZM18 53V52H17ZM82 53H84L82 51ZM80 52V54H82ZM8 54V53H7ZM22 54V53H21ZM20 54V55H21ZM27 54V53H26ZM57 54H60V53H57ZM86 54V53H85ZM110 54V53H109ZM159 54V53H158ZM189 54H191V60L189 59L187 62H181V60H183L185 57H187ZM9 55V54H8ZM12 55V54H11ZM19 55V54H18ZM74 51L71 52V56H72V59L70 60H67L69 62L68 66L70 67V72L71 70H76L78 69L80 73L82 74H87V69L89 67V64L91 65V63L87 61V59L84 61L82 60L83 62L80 63L78 60L79 59H75L74 58ZM91 55V58L92 57V54ZM160 55V54H159ZM162 55V56H163ZM166 55V53H165ZM164 55V57H165ZM239 55V54H238ZM29 56V54H28ZM78 56V55H77ZM88 56V55H87ZM94 56V55H93ZM130 56V55H129ZM234 56V55H233ZM84 57H86L84 55ZM113 57V56H111ZM116 57V56H115ZM158 57V55H157ZM229 57V56H228ZM29 58V57H28ZM55 58V57H54ZM95 58V57H94ZM109 58V57H108ZM124 58V57H123ZM126 58V57H125ZM130 58V57H129ZM161 58V57H160ZM190 58V57H189ZM195 58H197L198 60H196ZM230 58V57H229ZM240 58V59H241ZM2 59V57H1ZM6 59V58H5ZM22 58H20L21 60ZM33 59V58H32ZM114 59V57H113ZM112 59V61H113ZM117 59V58H116ZM165 59V58H164ZM238 59V58H237ZM236 59V60H237ZM239 59V60H240ZM3 60V59H2ZM31 60V58H29V61ZM52 60V59H51ZM58 60V59H57ZM106 60H109V59H106ZM123 60V59H122ZM143 60V59H142ZM22 61V60H21ZM20 61V63H21ZM28 61V62H29ZM33 60H31L32 62ZM100 61V60H97V62ZM163 61V60H162ZM229 61V60H228ZM6 62V61H5ZM8 63V66L10 65L11 68L15 69V71L17 72V68L19 66V62L18 60L15 58V56L12 58H9V61H7ZM48 62V61H47ZM67 62V63H68ZM85 62V63H84ZM105 62V61H103ZM147 62V61H146ZM109 63V62H107ZM106 63V64H107ZM112 63V62H111ZM158 63V62H157ZM239 63V61H238ZM22 64V63H21ZM25 64V63H24ZM28 64V63H27ZM48 64H52L51 62L48 63ZM99 64V62H98ZM96 65L97 67H99L97 70L99 71L100 69V72H102V76L107 78L108 79V87L110 89H113L114 91L116 92H119L120 89H122L124 86L122 83H125L126 84V80L124 82H118L116 81V70L114 69H118V67H113L110 65V66H107V67H100L99 65ZM101 66H102V63H100ZM110 64V63H109ZM114 64V63H113ZM123 64L122 63V67H123ZM159 64V63H158ZM163 64V63H162ZM166 64V65H167ZM34 65V64H33ZM165 65V66H166ZM24 66V65H23ZM29 66V65H27ZM54 66V65H53ZM88 66V67H87ZM95 66V65H93ZM115 66V65H114ZM120 66V65H119ZM124 66L126 67V65L124 64ZM131 66V65H130ZM143 66V65H142ZM150 66V65H149ZM157 66V64H156ZM20 68L21 65L19 66ZM25 67V66H24ZM23 67V68H24ZM33 67V66H32ZM52 67V66H51ZM61 67V66H60ZM65 67V70L67 68V65L64 66ZM79 67V68H78ZM96 67V68H97ZM121 67V66H120ZM124 67V69H125ZM163 67V65H162ZM4 68V67H3ZM6 68H9V67H6ZM19 68V69H20ZM30 68V66H29ZM34 68V67H33ZM62 68V67H61ZM155 68V67H154ZM32 69V68H31ZM63 69V68H62ZM61 69V71H62ZM68 69V70H69ZM90 69H92L90 67ZM89 69V70H90ZM95 70V67L93 68ZM92 69V70H93ZM128 69V68H126ZM139 69V68H138ZM135 66L133 68H131L130 70L128 69L126 71V77L127 78V83L129 84L128 85V88L131 89V90H135L136 86H135V83H134V80L135 79H139L137 78V76L139 75V70H138ZM142 69V68H140ZM156 69V68H155ZM162 68H160L161 70ZM164 69V68H163ZM162 69V71H163ZM11 71V69H9ZM21 72L24 71L23 69H20ZM19 70V71H20ZM102 70V71H101ZM32 71V70H31ZM55 71V70H54ZM53 71V72H54ZM161 71V72H162ZM166 71V70H165ZM13 72V71H11ZM20 72V73H21ZM27 72V71H26ZM38 72V71H37ZM63 72V71H62ZM70 72L69 74H66L70 76ZM95 72V71H94ZM122 71H120V74H121ZM124 72V71H123ZM149 72V67L148 66H144V68L142 69V71L140 73L143 74V77H145V75ZM167 72V71H166ZM178 72L180 74H178ZM4 73V72H3ZM34 74V69H33V72ZM41 72L39 71V73H37L38 75H41L40 74ZM77 73V72H76ZM89 72L88 71V74L86 75L88 77L89 75ZM154 73V72H153ZM164 73V72H163ZM6 74V73H5ZM18 74V72H17ZM54 74V73H53ZM59 74V73H58ZM78 74V73H77ZM95 74V73H94ZM155 74V73H154ZM162 74V73H161ZM165 74V75H166ZM23 74H21L22 76ZM38 75H35L34 74V82L37 86V91L40 90L43 91L44 89L45 90H49L45 87V83H43V81L40 79V77L42 76H38ZM55 75H57L55 73ZM62 75V74H61ZM75 75V74H74ZM101 75V74H100ZM159 75V74H158ZM167 75L165 77H167ZM27 76V75H26ZM54 76V75H53ZM78 76H81V74ZM83 76V75H82ZM81 78H84L82 77ZM90 76V75H89ZM98 76V75H97ZM97 76H95L97 78ZM119 76V75H118ZM123 76V75H122ZM120 76V77H122ZM141 76V75H140ZM2 77V76H0ZM44 77V75H43ZM68 77V76H67ZM74 77V76H73ZM142 77V76H141ZM140 77V78H141ZM154 77V76H153ZM164 77V76H162ZM164 77V78H165ZM63 78V77H62ZM72 78V77H71ZM75 78V77H74ZM90 78V77H88ZM93 78V77H92ZM160 78V77H159ZM20 79V78H19ZM30 79V78H29ZM28 79V80H29ZM60 79V78H59ZM69 79V78H67ZM73 79V78H72ZM107 79H106V82H107ZM143 80V78H141ZM161 79V78H160ZM159 79V80H160ZM2 80V79H1ZM8 80V79H7ZM33 80V79H31ZM76 80V79H75ZM74 80V81H75ZM78 80V79H77ZM76 80V81H77ZM152 80V79H151ZM158 80V81H159ZM165 80V79H163ZM4 81V80H3ZM20 81V80H19ZM68 81V80H67ZM80 81V80H78ZM87 81V79H86ZM99 81V80H98ZM146 81V79H145ZM149 81V80H147ZM155 81V80H154ZM153 81V82H154ZM167 81V80H165ZM31 82V81H29ZM44 82H45V79H44ZM81 82V81H80ZM85 82V81H84ZM96 83H98L97 81H95ZM103 82V80H102ZM104 81V83H106ZM138 82V80H137ZM136 82V83H137ZM140 82V81H139ZM144 82V81H143ZM161 82V81H160ZM48 83V82H47ZM71 83V82H70ZM73 83V82H72ZM71 83V84H72ZM89 83V82H87ZM87 83H85L87 85ZM94 84L92 80H90V84ZM101 83V80L100 82ZM98 83V84H99ZM145 83V82H144ZM150 83V82H149ZM166 83V82H164ZM70 84V86H71ZM78 84V82H77ZM107 84V83H106ZM142 84V83H141ZM147 84V83H146ZM157 83H155L156 85ZM163 84V83H162ZM32 85V84H31ZM29 84V86H31ZM81 85V84H80ZM86 85H82V86H86ZM102 85V84H100ZM127 85V84H126ZM149 85V84H148ZM151 85V84H150ZM153 85V84H152ZM159 85V84H158ZM48 86V84L46 85ZM104 86V84H103ZM107 86V85H106ZM122 86V88H121ZM139 86V85H138ZM145 86V85H144ZM154 86V85H153ZM152 86V87H153ZM163 86V85H162ZM161 86V87H162ZM27 84L25 85V89H27ZM45 87V88H44ZM87 87V86H86ZM92 87V86H91ZM127 87V86H126ZM142 87V85H141ZM150 87V86H149ZM167 87V85L165 86ZM35 88V87H34ZM78 88V87H77ZM90 88V87H89ZM100 88V87H98ZM154 88V87H153ZM158 88V87H157ZM164 88V87H163ZM23 89V90H25ZM58 89V88H57ZM101 89L100 88V91L98 92V95L99 93L101 94ZM106 89V87L104 88ZM108 89V88H107ZM125 89V87H124ZM123 89V90H124ZM137 89H140L139 87ZM141 92L143 93L144 92V89L145 88H141ZM155 89V88H154ZM154 89H153V92H154ZM168 89V88H167ZM34 90V89H33ZM32 90V91H33ZM44 90V91H45ZM73 90V89H72ZM92 90V89H91ZM130 90V91H131ZM149 90V89H148ZM147 90V91H148ZM8 91V90H7ZM29 91V90H28ZM27 91V92H28ZM35 91V90H34ZM33 91V95L34 92ZM43 91V92H44ZM53 92V90H50ZM77 91V90H76ZM112 91V90H111ZM125 91V90H124ZM127 91V90H126ZM125 91V92H126ZM129 91V90H128ZM129 91V94L127 95H130V92ZM140 91V90H138ZM156 91V89H155ZM49 92V91H48ZM47 92V93H48ZM92 92V91H91ZM121 92V91H120ZM123 92V91H122ZM121 92V94H122ZM133 92V91H132ZM135 93H137L136 95H138L139 92L134 91ZM133 92V93H134ZM140 92V93H141ZM146 92V91H145ZM150 92V91H149ZM172 92V93H173ZM176 92V91H175ZM11 93V92H10ZM29 93V92H28ZM32 93V92H31ZM54 93V92H53ZM75 93V92H74ZM79 93H80V89H79ZM79 93H78V96H79ZM127 93V92H126ZM160 92L158 91V94ZM22 94V92H21ZM21 94L19 96H21ZM26 94V93H25ZM39 94V93H38ZM50 94V93H49ZM73 94V93H72ZM92 93H90V96H91ZM96 94V93H95ZM103 94V93H102ZM132 94V93H131ZM145 94H154V93H145ZM157 94V93H156ZM155 94V95H156ZM161 94H162V91H161ZM31 94V96H33ZM36 95V94H35ZM75 95V94H74ZM107 95V94H105ZM104 95V97H105ZM140 95V94H139ZM138 95V96H139ZM160 95V94H159ZM166 95V94H164ZM173 95H175L173 93ZM18 96V97H19ZM29 97V95H26V97ZM43 96V94H42ZM50 96V95H48ZM47 96V97H48ZM71 96V94H70ZM76 96V95H75ZM89 96V97H90ZM93 96V95H92ZM108 96V95H107ZM114 96V95H112ZM130 96H133L130 95ZM135 96V94H134ZM142 96V94H141ZM140 96V97H141ZM23 97V95L21 96ZM19 97L21 99V101L24 99L26 100L24 97L23 99ZM37 97V96H36ZM39 97V96H38ZM44 97H46V94L44 95ZM40 96V98L42 100H45V98ZM103 97V96H102ZM103 97V98H104ZM125 97V96H124ZM145 97V96H144ZM143 97V98H144ZM158 98H160L159 96H157ZM173 97V96H172ZM171 97V98H172ZM30 98V97H29ZM33 98V97H32ZM49 98V101L52 100L50 98H52L51 96L48 97ZM48 98H46V101L45 103H48ZM78 98V97H77ZM98 98V96H97ZM101 98V97H99ZM98 98V99H99ZM102 98V99H103ZM106 98V97H105ZM104 98V99H105ZM108 98V97H107ZM106 98V99H107ZM110 98V96H109ZM108 98V99H109ZM112 98V97H111ZM110 98V99H111ZM131 98V97H130ZM129 100H132L130 99ZM134 99V97H132ZM135 98H139V97H135ZM141 97V99H143ZM105 99V101H106ZM107 99V101L109 102V100ZM118 98H116L117 100ZM127 99V97H126ZM124 98V100H126ZM146 99V98H144ZM149 99V97H148ZM29 100V99H28ZM31 102L32 103V99L30 98ZM35 100V99H34ZM86 100V99H85ZM123 100V99H122ZM137 99H134V101H136ZM140 100V98H139ZM155 100H158V99H155ZM15 101V99H14ZM99 101V100H98ZM101 101V99H100ZM104 101V100H103ZM102 101V102H103ZM111 101V100H110ZM118 101V100H117ZM128 101V100H126ZM133 101V100H132ZM133 101V102H134ZM144 101V100H143ZM148 101V100H147ZM161 101V100H159ZM169 101V100H168ZM176 100H174L175 102ZM29 102V101H28ZM42 102V101H41ZM63 102V101H62ZM101 102V104H102ZM132 102V103H133ZM140 102V101H138ZM150 102H151V99H150ZM156 102V101H155ZM158 102V101H157ZM19 103V102H18ZM34 103V102H33ZM36 103V102H35ZM39 105L40 102H38ZM53 103V102H52ZM111 102L108 103V105L110 104ZM126 103V102H125ZM128 103V102H127ZM130 104L132 105V107L134 106L133 104ZM142 103V102H141ZM160 103V102H159ZM13 104V103H12ZM23 104V105H22ZM27 104V103H26ZM50 104V103H49ZM56 104V103H55ZM58 104V103H57ZM104 104V103H103ZM106 104V103H105ZM113 104V103H111ZM140 105V103H138ZM170 104V103H169ZM175 104L172 102V105ZM33 105V104H32ZM32 105L30 104L29 106L32 107ZM37 105V103L35 104ZM45 105V104H44ZM47 105V104H46ZM45 105V106H46ZM52 105V104H51ZM137 105V102L136 104ZM144 105V104H143ZM141 105L143 108V111L144 109L146 108L145 106ZM5 106V105H4ZM18 106V105H17ZM28 106V105H27ZM26 106V107H27ZM34 106V105H33ZM38 106V105H37ZM58 106V105H57ZM60 106L63 107L62 103L60 104ZM66 106V105H65ZM103 106V105H102ZM116 106V105H115ZM140 106V107H141ZM163 106V105H162ZM164 106H165V103H164ZM176 106V105H175ZM6 107V106H5ZM24 107V108H23ZM29 107V108H31ZM41 107V106H40ZM56 106L52 107L55 109ZM68 107V106H67ZM101 107V106H99ZM108 107V106H107ZM135 107V106H134ZM134 107L131 109L134 111ZM138 107V106H137ZM135 107V108H137ZM140 107H139V111L140 110ZM172 108V106H170ZM169 106L167 107L168 109L170 108ZM14 108V107H13ZM12 108V109H13ZM28 108V107H27ZM27 108H25V105L23 102H20L19 103V107H18V111L19 113H24V109L26 110ZM29 108L27 110H29ZM34 108V107H33ZM32 108V109H33ZM104 108H106L104 106ZM109 108V107H108ZM111 108V106H110ZM117 108V107H116ZM120 107H118L117 109H119ZM127 108V106H126ZM154 108V107H153ZM166 108V109H167ZM31 109V110H32ZM35 109V108H34ZM41 109V108H40ZM49 109V108H48ZM53 109V110H54ZM58 109V108H57ZM62 110L64 108H61ZM167 109V110H168ZM6 110V109H5ZM4 110V111H5ZM26 110V112H28ZM46 110V112L48 113L47 109H44ZM52 110V109H51ZM61 110V111H62ZM98 110V109H97ZM109 110H113V109H109ZM158 110V109H157ZM161 110V108H159V111ZM176 110V108H175ZM16 111V110H15ZM64 111V110H63ZM116 111V109H115ZM150 111V110H149ZM148 111V112H149ZM31 113V111H29ZM33 112V111H32ZM39 112H41L39 110ZM98 112V111H97ZM121 112V110L119 111ZM125 112V111H123ZM136 112V110H135ZM147 112V113H148ZM158 111H155L154 113H156ZM172 112V110H171ZM12 113V112H11ZM19 113H17L18 115H20ZM34 113V112H33ZM77 113V112H75ZM101 115V121L104 125L106 126H109V125H112V122H113V125L111 127H113L114 125L118 124V123H114V122H118L119 121V124H120V119H122L124 116H122L123 114L121 113H118V111L116 112H110L108 113V110H104L102 112H100ZM99 113V114H100ZM163 113V112H161ZM29 114V113H28ZM41 114V113H40ZM42 114H43V110H42ZM140 114V113H139ZM141 114H142V111H141ZM49 115V114H48ZM54 115V114H53ZM134 115V114H132ZM147 115V114H146ZM163 115V114H162ZM168 115V114H166ZM165 115V116H166ZM190 115V116H189ZM13 116V115H12ZM31 117V115H29ZM58 115L56 114L55 116V119ZM61 117V115H59ZM59 116H58V119H59ZM137 116V114H136ZM140 116V115H139ZM161 116V114H160ZM174 116V115H173ZM172 116V117H173ZM174 116V117H175ZM192 116H195L194 118H196L195 120L198 121V123L196 122H193V123H190V121L192 120H188L190 117ZM3 117V116H2ZM28 117L27 119L29 120ZM126 117V116H125ZM148 117L149 119L151 118L150 117V114H148ZM33 118V116H32ZM159 118V116H158ZM161 118V117H160ZM159 118V119H160ZM177 121L176 122H173L174 126H175V123L178 124V120L177 118L178 117H175ZM181 118V117H180ZM193 118V117H192ZM43 119V118H42ZM54 119V120H55ZM63 119V118H62ZM100 119V118H99ZM124 119V118H123ZM126 119V118H125ZM134 119V118H133ZM15 122L13 125V132H15V136H14V144L15 146H17V144L20 142V143H31L34 145V147L39 151V138H38V135H37V132L35 131V129L33 127H31L32 124L29 125V123H25L26 121V117L25 116H17V119L15 118L14 119ZM34 120V119H33ZM71 120H73L71 118ZM81 120V119H80ZM173 120V119H172ZM8 121V119L6 120ZM32 121V119H31ZM130 121V120H129ZM150 121V120H149ZM164 121V118L162 117V120L161 122ZM171 121V119H170ZM18 122V123H17ZM55 122V121H53ZM134 122V120H133ZM138 122V119L137 121ZM135 122V123H136ZM148 122V121H147ZM159 122V121H158ZM126 123V122H125ZM131 123V121H130ZM134 123V124H135ZM47 124V123H46ZM102 124V125H103ZM128 124V123H127ZM133 124V125H134ZM162 124V123H161ZM168 122V126L172 127V124H170ZM36 125V124H34ZM48 125V124H47ZM46 125V126H47ZM63 125V124H62ZM79 125H82L81 123ZM126 125V124H125ZM137 125V124H136ZM140 125V124H139ZM138 125V127H139ZM149 125V124H148ZM147 125V126H148ZM156 125V124H155ZM45 126V127H46ZM72 126V125H71ZM118 126V125H117ZM157 126V125H156ZM155 126V127H156ZM166 126H167V123H166ZM165 126V128H166ZM179 126V124H178ZM177 126V127H178ZM180 126V127H181ZM10 127V126H9ZM102 127V126H101ZM130 127V126H129ZM160 127V126H159ZM162 127V126H161ZM37 128V127H36ZM39 128V126H38ZM37 128V129H38ZM113 128H117V127H113ZM119 129H122L120 128V125L118 127ZM125 128V127H123ZM135 129V127H133ZM142 128V127H140ZM157 128V127H156ZM163 128V127H162ZM197 128L200 130H197ZM11 129V127L9 128ZM107 129V128H106ZM109 129V128H108ZM112 130V128H110ZM136 129H139L136 127ZM151 129V128H150ZM164 129V128H163ZM175 129V128H173ZM172 129V130H173ZM42 130V129H41ZM102 130H105V127L104 129ZM118 131V129H116ZM116 130H112L113 135H118V133H116ZM133 130V129H132ZM140 130V129H139ZM153 130V129H152ZM159 130V129H157ZM162 130V129H161ZM167 130V129H166ZM171 130V129H170ZM168 130V132L170 131ZM171 130V131H172ZM81 131V129H80ZM86 130L84 129V132ZM109 131V130H108ZM107 131V133H109ZM111 131V132H112ZM146 131V130H145ZM176 131V130H175ZM199 131V132H198ZM82 132V131H81ZM105 132V131H104ZM119 132V131H118ZM125 133V130L122 131ZM139 132V131H138ZM137 132V133H138ZM142 132V130L140 131V133ZM148 132V130H147ZM174 132V130H173ZM172 132V134H173ZM43 133V132H42ZM57 133V132H56ZM106 133V132H105ZM106 133V134H107ZM134 133V131H133ZM149 133V132H148ZM171 132H169L170 134ZM176 134V132H174ZM179 133V135H180ZM200 133V134H201ZM14 134V133H13ZM46 134V133H44ZM72 134V133H71ZM86 134V133H85ZM92 134V133H91ZM122 134V133H121ZM126 134V133H125ZM130 134V133H129ZM145 134V132H144ZM150 134V133H149ZM152 134V132H151ZM156 134V133H155ZM163 134V133H162ZM168 134V133H167ZM168 134V135H169ZM110 135V134H109ZM127 135V134H126ZM139 135V133H138ZM41 136V135H40ZM112 137V135H110ZM119 136V135H118ZM123 136V134H122ZM152 136V135H151ZM171 136V135H170ZM178 136V135H177ZM49 136L47 135V137L45 138H48ZM85 137V136H84ZM87 137V136H86ZM117 137V136H116ZM154 137V136H153ZM197 137V136H196ZM200 137V136H199ZM41 138V137H40ZM44 138V137H43ZM50 138V137H49ZM82 138H83V135H82ZM92 138V137H91ZM162 138V137H160ZM165 138V136H164ZM163 138V139H164ZM85 139V138H84ZM82 139V141L84 140ZM113 139H114V136H113ZM150 139V138H149ZM153 139V138H152ZM159 139V138H158ZM166 139V138H165ZM169 138H167L168 140ZM171 139V140H170ZM169 140L172 141V144L174 143L172 140V138H170ZM179 139H181V136L179 137ZM13 140V139H12ZM49 140V139H48ZM11 141V140H10ZM41 141H45V140H42ZM51 141V139H50ZM53 141V140H52ZM164 141V140H163ZM177 141V140H176ZM181 141V140H180ZM12 142V141H11ZM46 142V141H45ZM159 142V141H158ZM165 142V141H164ZM167 142V141H166ZM179 141H177V144ZM54 143V141H53ZM52 143V144H53ZM56 143V142H55ZM163 143V142H162ZM47 144L50 145L47 141ZM51 144V145H52ZM160 144V143H158ZM170 144V143H169ZM177 144H174L177 145ZM12 145H13V142H12ZM42 145V144H41ZM44 145V143H43ZM42 145V146H43ZM166 146V144H164ZM15 146H13L12 149H14L13 152H15L16 148ZM29 147V145H27ZM45 146V145H44ZM43 146V147H44ZM47 146V145H46ZM53 146V145H52ZM164 146V148H165ZM172 146V145H171ZM178 146V145H177ZM198 146V147H199ZM0 147L2 149L3 152H5L7 154V156H9V154L7 153V151L5 150V139H4V136L0 139ZM42 147V148H43ZM55 147V146H54ZM156 147V146H154ZM159 147V146H158ZM173 147V146H172ZM157 148V147H156ZM174 148V147H173ZM197 148V147H195ZM18 149V148H17ZM21 149V148H20ZM56 149V148H55ZM167 149V148H166ZM170 149V148H169ZM198 149V148H197ZM196 149V150H197ZM46 150V149H45ZM162 150V149H161ZM195 151V150H194ZM194 151H192L194 153ZM18 151L15 152V154L17 153ZM36 152V150H35ZM160 151H158L159 153ZM174 152V154L176 153ZM196 152V151H195ZM40 153V152H39ZM43 153V152H42ZM168 153V151H167ZM166 153V155H167ZM197 153V152H196ZM196 153H195V156H196ZM12 154V153H10ZM23 154V153H22ZM19 155V154H18ZM158 155V154H157ZM160 155V154H159ZM172 155V154H170ZM36 156V155H35ZM164 156V155H162ZM161 156V157H162ZM176 156V154H175ZM191 156V157H190ZM194 156V157H195ZM2 157V156H1ZM17 157V156H16ZM57 157V156H56ZM170 157V156H169ZM180 157V156H179ZM8 158V157H7ZM12 158V156H11ZM39 162L41 163L40 165L41 166H46L48 167L50 170H51V175L53 178H56V177H60L62 175V173L60 172L61 171V168L59 169L60 165L56 164V162L54 161L53 159V156L51 154H40L39 155ZM17 159H20V158H17ZM28 159V158H27ZM168 159L166 158L165 156V160ZM175 159V158H174ZM180 159V158H179ZM38 160V159H37ZM172 160V158H171ZM193 159L192 158V162H193ZM175 161L176 163V160H173V162ZM2 160L0 161V201H3L4 203V208H0V218L3 220V224H2V230H0L2 233H0V264H81L80 262H78L76 259H74L73 255H70L67 256V253L63 250L64 248H61L60 249L62 250H56L53 249L52 250H45L44 249V244H46L47 242L43 241V239H45V237H41L42 235L37 233L36 232V229H37V226L35 225L36 223L35 222V212L34 210L32 209V220L30 222H24L22 220L24 219H21L19 218V213L21 212V206L19 204H12L13 205V216L9 215L11 214L10 212L8 213L9 209L8 210V207L10 208V204L12 203L11 201H14L16 198L15 196V186L12 184V182L14 181V178L13 176L12 177H9L11 176L12 174H10V171L7 170V164L4 163H1ZM16 162V160H15ZM19 161H17V163H15L16 165L18 164ZM181 162V160L179 161ZM178 162V163H179ZM11 163H12V160H11ZM14 163V162H13ZM12 163V164H13ZM87 163V162H86ZM165 163V161H164ZM167 163H168V160H167ZM26 164V162H25ZM106 164V163H105ZM173 163H171L172 165ZM181 164V163H180ZM179 164V165H180ZM19 165V164H18ZM39 165V164H38ZM100 165V164H99ZM169 166V167H172V166ZM179 165L177 166V168H179ZM12 166V165H10ZM28 166V165H27ZM30 166V165H29ZM166 166H168L166 164ZM192 166V165H191ZM14 167V165L12 166ZM36 167H37V164H36ZM102 167V166H101ZM174 167V166H173ZM172 167V168H173ZM190 167V166H189ZM11 168V167H10ZM19 168V167H18ZM27 168V167H26ZM34 168V167H33ZM38 168V167H37ZM105 168V167H104ZM170 168V169H172ZM184 168V167H183ZM182 168V169H183ZM12 169V168H11ZM21 170V169H20ZM30 170V168H29ZM39 170V169H38ZM105 170V169H104ZM103 168H102V171H104ZM169 170V169H168ZM167 170V171H168ZM28 171V170H27ZM101 171V169H100ZM159 171V170H158ZM179 171V170H178ZM12 172V170H11ZM18 172V170H17ZM20 172V171H19ZM29 178L25 181L24 180V185L22 187V184L19 182V176H17L14 171H13V175L15 174L16 177H15V181L17 182L16 185H20L21 188H23L22 190L23 193H25V197L23 198H27L28 200H30V203L33 204H36L38 206V209L40 211V217L44 219V221L51 225V227L53 228L54 231L60 233V234H64L65 232V226L59 216V213H58V208H56L52 202L50 201V197H48L47 195H44L43 193H39L37 191V189H39L37 185H39V181H40V176L37 174V172H35L32 168L31 170L29 171ZM39 172V171H38ZM160 172V171H159ZM176 172V171H175ZM175 172L173 171V176H175ZM188 172V171H187ZM186 172V173H187ZM105 173V171H104ZM177 173V172H176ZM184 173V172H183ZM24 174V173H23ZM59 174H61L59 176ZM107 174V173H106ZM105 176H108L106 175ZM161 174V173H160ZM159 174V175H160ZM185 174V173H184ZM97 175V174H96ZM104 175V174H103ZM180 175V174H179ZM22 176V175H20ZM70 176V175H69ZM99 176V175H97ZM184 176V175H183ZM189 176V175H188ZM186 176V177H188ZM18 177V178H17ZM181 177V176H180ZM22 177H20V180H21ZM27 178V177H26ZM61 178V177H60ZM96 177H94L95 179ZM100 178V177H99ZM168 178V177H167ZM46 179V178H44ZM62 179V178H61ZM177 179V178H176ZM180 179H183V178H180ZM186 179V178H185ZM193 177H191L190 180H192ZM102 180V179H101ZM168 180V179H167ZM166 180V181H167ZM174 180V179H173ZM189 180V182H190ZM194 180V179H193ZM64 181V180H63ZM108 181V179L106 180V182ZM172 181V180H171ZM175 181V180H174ZM196 181V180H195ZM105 182V181H103ZM183 182V181H182ZM193 182V181H192ZM191 182V183H192ZM43 183V182H42ZM40 183V184H42ZM46 184V182H44ZM180 183V182H179ZM178 183V184H179ZM196 183V182H195ZM183 184V183H182ZM182 184L180 183L179 184V187L182 186ZM190 184V183H189ZM62 185V184H61ZM153 185V184H152ZM175 185V184H174ZM185 185V184H184ZM187 185V184H186ZM194 185V184H193ZM192 185V186H193ZM43 186V184H42ZM191 186V185H190ZM191 186L192 190H193V187ZM37 187V189H36ZM45 187V186H44ZM65 187V186H64ZM43 189V187H41ZM47 188V186L43 189L45 191V189ZM50 188V187H49ZM158 188V187H157ZM160 188V187H159ZM196 188V187H194ZM52 189V188H51ZM50 189V190H51ZM175 189V187H174ZM185 189V188H184ZM20 190V189H19ZM164 190V189H163ZM198 190V188H197ZM196 190V191H197ZM155 191V189H154ZM43 192V191H41ZM46 192V191H45ZM52 192V191H51ZM116 192V191H115ZM119 192V190L117 191V193ZM163 192V191H162ZM184 192V191H183ZM188 192V191H186ZM194 192H195V189H194ZM22 193V194H23ZM116 193V194H117ZM161 193V192H160ZM193 193V192H192ZM196 193V192H195ZM115 194V193H114ZM128 194V193H127ZM177 194V193H176ZM175 194V196H177ZM186 194V193H185ZM53 195V194H52ZM113 195V194H112ZM124 195V194H123ZM121 196L120 198L118 197L119 200H122V204L123 206L120 204V206H122L123 208L127 207L126 210L127 211H131L130 213H132V215L130 216L128 213V215L130 216V218L128 219L129 222L131 223V226L134 227V222L138 219V212H137V208L136 207V203L135 200L134 202L132 201V199H130L129 196ZM159 195V194H158ZM182 195V194H181ZM197 195V194H196ZM118 196V194H117ZM116 196V197H117ZM167 196V195H166ZM174 196V198H175ZM18 197V195H17ZM109 197V196H108ZM124 197V198H123ZM123 198V199H121ZM173 198V197H172ZM193 198V196H192ZM195 198V197H194ZM193 198V199H194ZM125 199V200H124ZM178 199V198H176ZM187 199V198H186ZM192 199V200H193ZM180 200V199H179ZM189 200V199H188ZM198 200V198H197ZM17 201V200H15ZM118 201V200H117ZM175 201V199H174ZM176 202V201H175ZM115 203V202H114ZM190 203V202H189ZM21 204V203H20ZM57 204V203H56ZM110 204V203H109ZM176 204V203H175ZM174 204V205H175ZM178 204V202H177ZM180 204V203H179ZM178 204V206H179ZM83 206V205H82ZM177 206V205H176ZM188 207V206H187ZM23 208V207H22ZM35 208V207H34ZM130 208V210H129ZM163 208V207H162ZM184 208V206H183ZM189 208V207H188ZM120 209V208H119ZM170 209V208H169ZM180 209V207H179ZM178 209V211H179ZM186 209V208H185ZM184 209V210H185ZM195 209V208H194ZM139 210V209H138ZM163 210V209H162ZM176 210V208H175ZM15 211V213H14ZM31 211V210H30ZM95 211V210H94ZM123 211V210H122ZM183 211V210H182ZM192 211V209H191ZM180 212V211H179ZM178 212V214H179ZM187 212V209L185 211V213ZM94 212H92L93 214ZM176 213V212H175ZM183 213V212H182ZM30 214V215H31ZM79 214V213H78ZM87 214V213H86ZM121 214V213H120ZM120 214L117 216L119 217ZM21 215V214H20ZM193 215V213H192ZM10 216V217H8ZM22 216V215H21ZM79 216V215H78ZM93 217V222L96 224V226H98L99 228H103L104 226V223L103 221H101L99 218L95 217L94 218V215H92ZM159 216V215H158ZM163 216V214H162ZM88 217V215H87ZM116 217V219H117ZM182 217V216H181ZM180 217V218H181ZM189 217L191 216H188L187 218L189 219ZM28 218H29V215H28ZM115 218V217H114ZM161 218V217H160ZM163 218V217H162ZM161 218V219H162ZM179 218V217H178ZM179 218V219H180ZM27 219V218H26ZM79 219V217H78ZM120 219V218H119ZM126 219V218H124ZM177 219V220H179ZM186 219V218H185ZM193 219V218H192ZM228 219V220H229ZM83 220V219H82ZM81 220V221H82ZM191 220V219H190ZM196 220V218H195ZM40 221V220H39ZM87 221V219H86ZM90 221V219H89ZM126 221V220H125ZM161 221V220H160ZM159 221V222H160ZM186 222V221H185ZM211 222V223H212ZM230 223V221H228ZM87 222H84L83 225H85ZM89 223V222H88ZM161 223V222H160ZM179 223V222H178ZM181 223V222H180ZM183 223V222H182ZM228 223V224H229ZM162 224V223H161ZM186 224V223H185ZM195 223H191L190 224V228L188 230V228H186V226H188L187 224L185 225V228L186 230H188L185 234H188V237L192 239L194 238H197V234L195 233L196 231V228H195ZM210 224V223H209ZM232 226L233 224L230 223ZM43 225V223H42ZM169 225V224H168ZM201 225V223H200ZM212 225V224H211ZM216 225V223H215ZM214 225V226H215ZM226 225V224H225ZM235 225L233 227H235ZM245 225V224H244ZM46 226V225H45ZM93 226V225H92ZM180 226V225H179ZM183 226V225H182ZM208 226V225H207ZM246 226V225H245ZM244 226V227H245ZM82 227V226H81ZM85 227V226H84ZM89 227V225H88ZM91 227V226H90ZM129 224H128V229H129ZM131 227V230H133V228ZM161 227V225H160ZM163 227V226H162ZM210 227V226H209ZM218 227H215V228H218ZM229 230H230V225L228 226ZM241 227V226H239ZM243 227V228H244ZM39 228V227H38ZM107 228V227H106ZM154 228V227H153ZM181 228V227H180ZM206 228V227H205ZM242 228V227H241ZM1 229V228H0ZM49 229V228H48ZM47 229V230H48ZM84 229V228H83ZM91 229H93L91 227ZM98 228H96V231H97ZM208 229V228H207ZM213 229V228H212ZM232 229V228H231ZM235 229V228H234ZM237 229V228H236ZM235 229V230H236ZM100 230V229H99ZM164 230V229H163ZM206 230V229H205ZM204 230V231H205ZM233 230V229H232ZM233 230V238L236 237L237 238V230L235 231ZM264 230V229H263ZM94 231V229H93ZM185 231V230H184ZM213 231V230H212ZM231 231V230H230ZM243 231V230H242ZM227 233V231H225ZM244 232V231H243ZM241 232V235L242 233ZM124 233V232H123ZM122 233V234H123ZM129 233V232H128ZM131 233V232H130ZM158 233V232H157ZM168 233V232H167ZM232 233V232H231ZM239 233V232H238ZM97 235V232L95 233ZM100 234H102L100 232ZM126 234V233H124ZM160 234V233H159ZM164 234V233H163ZM181 234V233H180ZM211 234V233H209ZM217 234V233H216ZM228 234V233H227ZM230 234V233H229ZM228 234V235H229ZM264 233L262 232V235ZM41 235V236H40ZM95 235V236H96ZM99 235V234H98ZM226 234L224 233V236ZM232 235V234H231ZM239 235V234H238ZM244 235V234H243ZM252 235V236H253ZM254 235V236H256ZM46 236V235H45ZM93 236V233L90 232V228L87 230V229H84L83 230V234H82V241L83 243L87 244L88 241L92 238ZM104 236V235H102ZM101 236V237H102ZM127 239L128 237L126 235H124ZM130 236V235H129ZM153 236V235H152ZM168 236V235H167ZM177 236V235H176ZM181 236V235H180ZM179 236V237H180ZM183 236V235H182ZM217 236V235H216ZM223 236V235H221ZM247 238L249 235H245ZM245 236H241V238H244ZM264 236V235H263ZM39 237V240H37V238ZM80 237V238H81ZM100 235L98 236V239ZM124 237V240H126ZM160 237V236H159ZM166 237V236H165ZM169 237V236H168ZM210 237V236H209ZM257 237V236H256ZM50 238V236H49ZM110 238V237H109ZM117 238V237H116ZM182 238V237H181ZM185 238V237H184ZM183 238V239H184ZM200 238V236H199ZM215 238V237H214ZM213 238V239H214ZM226 239V242L225 243H222L223 242V238L222 239V242L221 243V248L223 249H226V248H229L230 244L232 246L233 244V241L232 243H228V239L229 237H225ZM232 238V239H233ZM250 238V237H249ZM258 238V237H257ZM256 238V240H257ZM261 238V237H260ZM52 239V238H51ZM105 239V238H104ZM156 239V237H155ZM158 239V238H157ZM160 239V238H159ZM168 239V238H167ZM166 239V241H167ZM201 239V238H200ZM210 239V238H209ZM220 239V238H218ZM259 239V238H258ZM264 239V238H262ZM107 240V239H106ZM112 240V239H111ZM119 240V239H117ZM133 240V239H132ZM164 240V239H163ZM190 240V239H189ZM188 240V241H189ZM190 240V241H191ZM199 240V239H198ZM230 240V239H229ZM236 240V239H235ZM242 240V242L244 241L243 239H240ZM254 240V239H253ZM255 240V241H256ZM55 241V240H54ZM101 241V239H100ZM116 241V239H115ZM130 241V239H129ZM134 241V240H133ZM136 241V240H135ZM146 241V240H145ZM156 241V240H155ZM177 241H181L178 240ZM193 241V240H192ZM195 241V240H194ZM193 241V242H194ZM206 241L208 242V239H206ZM211 241V240H210ZM218 241V240H216ZM220 241V240H219ZM239 241V240H238ZM259 240H257L256 242H258ZM94 242V241H93ZM103 242V240H102ZM110 242V240H109ZM117 242V241H116ZM115 242V243H116ZM126 242V241H125ZM182 242V241H181ZM196 242L195 241V245H196ZM200 242V241H199ZM215 242V241H214ZM214 242H213V246H214ZM237 242V241H236ZM260 242L263 244V240L260 239ZM101 243V242H100ZM105 244V242H103ZM107 243V242H106ZM112 243H114L113 241L111 242V245L109 247V249L112 247ZM129 243V242H127ZM126 243V244H127ZM130 243L132 244V242L130 241ZM144 243V242H143ZM148 243V242H147ZM153 243V242H152ZM168 243V242H167ZM171 243V242H170ZM180 243V242H179ZM183 243V242H182ZM192 243V242H190ZM212 243V242H211ZM244 245H243V254H242V257L241 259L239 260L240 262L237 263V264H256L255 262L257 261V259H259V257L256 258V261L254 260V243L251 238L250 239H247V241L243 242ZM259 243V242H258ZM256 243L258 246L259 244L261 243ZM49 244V243H47ZM46 244V246H47ZM52 244V242L50 243ZM49 244V245H50ZM66 244V243H65ZM94 244V243H93ZM103 244V245H104ZM134 244V243H133ZM151 245V243H149ZM177 244V243H176ZM181 244V243H180ZM179 244V245H180ZM193 244V243H192ZM193 244V246H194ZM201 244V243H200ZM219 244V243H218ZM238 244V242H237ZM261 244V245H262ZM63 245V244H62ZM102 245V244H101ZM106 245V244H105ZM104 245V247H105ZM108 245V244H107ZM118 245V244H117ZM116 245V246H117ZM128 245V244H127ZM130 245V244H129ZM145 247H146V242H145ZM149 245V246H150ZM261 245L259 248H257V251L259 249V253L258 252H255L256 254H260V248H261ZM91 246V245H90ZM109 246V245H108ZM149 246H147L146 249L149 250ZM168 246V245H167ZM170 246V245H169ZM192 246V245H191ZM192 246V247H193ZM203 246V245H202ZM202 246H200L199 250L202 248ZM229 246V247H228ZM233 246H236L237 245H233ZM232 246V247H233ZM239 246V245H238ZM107 247V246H106ZM120 247V246H119ZM138 247V246H137ZM144 247V246H143ZM191 247V249H192ZM256 247V245H255ZM264 247V245L262 246ZM49 248V247H47ZM117 248V247H116ZM140 248V247H139ZM174 248V247H173ZM234 248V247H233ZM233 248H232V251H233ZM242 249V247H240ZM86 249V248H85ZM92 249H94L92 247ZM108 247L104 253V255L102 254V256H104L106 258V262L107 264H112L113 263V257H112V253L113 252H110L112 251V249L109 251ZM171 249V248H170ZM190 249V248H189ZM190 249V250H191ZM222 249V250H223ZM231 249V248H230ZM235 249V248H234ZM238 249V247L236 248ZM256 249V248H255ZM83 250V249H82ZM87 250V249H86ZM100 250V249H99ZM117 250V249H116ZM168 250V249H167ZM193 250V249H192ZM202 250V249H201ZM200 250V251H201ZM218 250V249H217ZM85 251V250H84ZM93 251V250H92ZM92 251H90L92 253ZM114 251V250H113ZM120 251H122L120 249ZM224 251V250H223ZM231 251V252H232ZM79 252V251H78ZM88 252V253H90ZM98 252V251H96ZM116 252V251H115ZM235 252V251H234ZM233 252V253H234ZM239 252V250H237V253ZM242 252V251H240ZM262 252L263 249H262ZM261 252V253H262ZM118 253V251H117ZM123 253V252H122ZM121 253V254H122ZM125 259H124V262L122 263V261H120V264H144L145 262V259L148 258L147 257V253L145 250H142V249H138L136 248L135 246L134 247H129L127 248L125 251ZM151 253V246H150V252L148 254ZM155 252H153V249H152V253L153 254ZM218 253L219 250H218ZM230 253V252H229ZM228 253V254H229ZM66 254V255H65ZM80 254V253H79ZM84 254V253H82ZM94 254V253H93ZM150 254V256H151ZM168 254V253H167ZM222 254V253H221ZM227 254V253H225ZM92 255V254H91ZM100 255V254H99ZM119 255V254H117ZM123 255V254H122ZM156 256H158L156 253H155ZM154 255V256H155ZM169 255V254H168ZM202 255V254H201ZM223 255H224V252H223ZM234 255V254H233ZM232 255V256H233ZM236 255V258L237 257V254ZM264 255V254H263ZM77 256V255H76ZM79 256V255H78ZM87 256V255H85ZM94 256V255H93ZM92 256V258H93ZM98 256V255H97ZM114 256V255H113ZM227 256H231L230 254L227 255ZM238 256H241L238 255ZM257 256V255H256ZM255 256V257H256ZM262 255H260V259L261 260V257ZM95 257V256H94ZM103 257V258H104ZM119 257V256H118ZM116 257V258H118ZM124 257V255H123ZM234 257V256H233ZM232 257V259H233ZM104 258V260H105ZM115 258V257H114ZM160 258V257H159ZM172 258V257H171ZM174 258V257H173ZM227 258V257H225ZM229 258V257H228ZM235 258V257H234ZM235 258V259H236ZM80 259V258H78ZM119 259V258H118ZM122 259V258H121ZM152 259V258H151ZM175 259V258H174ZM263 259V258H262ZM92 260V259H91ZM94 260V258H93ZM120 260V259H119ZM123 260V259H122ZM177 260V259H175ZM213 260V259H212ZM211 260V262H212ZM227 260V259H226ZM231 260V259H230ZM98 261V260H97ZM116 261V260H115ZM147 261V260H146ZM149 261V260H148ZM157 261V260H156ZM159 261V260H158ZM157 261V262H158ZM171 261V260H170ZM191 261V260H190ZM229 261V259H228ZM263 261V260H262ZM105 262V263H106ZM150 262V261H149ZM161 262V261H160ZM167 262V260H166ZM172 262V261H171ZM226 262V261H225ZM232 262V260H231ZM230 262V264H231ZM238 262V260H237ZM258 262V261H257ZM116 263V262H114ZM170 263V262H169ZM235 263V261H234ZM233 263V264H234ZM97 264V263H96ZM117 264V263H116ZM149 264V263H148ZM150 264H153V263H150ZM160 264V263H159ZM171 264V263H170ZM173 264V262H172ZM178 264V262H177ZM180 264V263H179ZM257 264H260L259 262ZM264 264V263H263Z\"/></svg>",
  "mask_w": 264,
  "mask_h": 264
}]
</instances>
